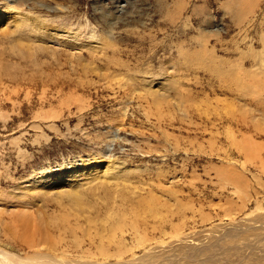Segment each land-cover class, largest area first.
I'll return each instance as SVG.
<instances>
[{"label":"rangeland","instance_id":"1","mask_svg":"<svg viewBox=\"0 0 264 264\" xmlns=\"http://www.w3.org/2000/svg\"><path fill=\"white\" fill-rule=\"evenodd\" d=\"M0 264H264V0H0Z\"/></svg>","mask_w":264,"mask_h":264},{"label":"bare ground","instance_id":"2","mask_svg":"<svg viewBox=\"0 0 264 264\" xmlns=\"http://www.w3.org/2000/svg\"><path fill=\"white\" fill-rule=\"evenodd\" d=\"M40 48L46 49L45 46L44 47L40 46ZM82 170H83V172H85V169H82ZM69 171L70 172L68 174H66L64 169H59V171H57L56 173L53 174V177H56L57 180L61 181L60 184H58L56 186L55 190L59 196L66 194V195H68V197L71 201L75 202L76 204L77 203L79 204V203H81L82 198H81V195L79 193H77L76 190H79V188L77 189V186L80 184L81 180L77 179L76 178L77 176H75L76 172H79V171H76V169L72 166L69 168ZM62 173H65V175L63 177L61 176V175H63ZM82 178L83 177H80V179H82Z\"/></svg>","mask_w":264,"mask_h":264}]
</instances>
